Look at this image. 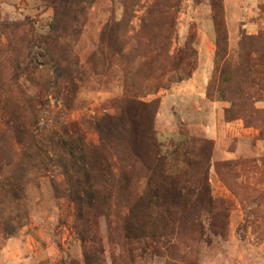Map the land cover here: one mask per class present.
Segmentation results:
<instances>
[{"label":"rangeland","instance_id":"obj_1","mask_svg":"<svg viewBox=\"0 0 264 264\" xmlns=\"http://www.w3.org/2000/svg\"><path fill=\"white\" fill-rule=\"evenodd\" d=\"M157 1L84 0L79 34L72 38L70 30L51 31L53 10L47 0H0V81L10 77V65L18 61L24 93L42 95L40 87L47 88L40 126L48 127L59 117L78 126L88 147L97 145L92 123L115 113L122 97L123 70L119 57L104 67L94 54L99 48L105 50L107 32L113 34L111 45L127 44L125 54L133 35L156 32L159 26L152 23L155 18L150 11ZM178 1L171 10L176 17L173 47L191 44L196 68L190 79L152 97L159 99L154 132L163 154L180 147L191 162L198 161L203 141L213 143L208 183L216 212H224L225 227H216L219 218L213 220L205 214L204 237L190 251L170 256L164 251L136 250L131 259L115 260L113 255L120 251L113 243L120 241L119 233L109 231L115 208H94L79 219L75 205L63 196V186L57 195L49 180L41 179L32 181L23 192L18 211L24 220L12 237L6 235L10 229L7 213L0 214V264H85L86 249H91V256L99 246L103 250L100 264H264V139L257 140L258 131L235 120L234 110L227 115L230 104L217 99L223 65L235 62L241 36L264 32V0ZM214 17L224 25L226 42L219 47ZM162 37L163 31L157 42ZM9 45L16 47L14 52H9ZM47 47L62 58L58 66L44 56ZM228 59L231 61H225ZM70 70L79 78L74 87L67 77ZM259 75L264 81V69ZM226 78L234 81L230 71ZM2 94L16 96L15 91ZM255 108L264 111V101ZM5 114L0 111L3 119ZM228 117L234 120L228 121ZM223 161L245 166L219 168L216 174L214 166ZM54 180L60 182L61 178ZM190 181L185 187L195 189L193 178Z\"/></svg>","mask_w":264,"mask_h":264},{"label":"trees","instance_id":"obj_2","mask_svg":"<svg viewBox=\"0 0 264 264\" xmlns=\"http://www.w3.org/2000/svg\"><path fill=\"white\" fill-rule=\"evenodd\" d=\"M47 2L53 10L51 31L70 30L75 38L84 0ZM179 3L155 2L150 16L159 28L133 35L128 41L132 42L128 54L124 53L127 44L111 45L113 34L106 33L105 50L99 48L94 57L104 67H110L115 56L121 59L122 97L116 102L113 115H104L92 123L97 135V145L93 147L85 144L75 123L54 117L48 127L40 126L44 118L43 92L47 88L40 87L42 95L24 93L19 83V63L12 61L10 77L0 81V111H6V119L0 115V214L7 213L8 237L24 220V214L18 211L23 192L32 181L41 179L49 180L55 194L63 186V196L75 205L79 219L94 208H115V221L109 226L110 233L118 232L120 238L113 243L120 251L118 256L113 255L115 260L131 259L136 250L156 254L164 251L170 256L190 251V246L198 245L204 237L205 214L213 220L219 218L216 227H225L224 212H216L217 203L208 183L213 143L203 141L198 161L191 162L180 147L163 154L154 132L159 99L152 97L190 79L196 68V52L191 44L173 47L176 17L171 10ZM214 23L219 47L226 42L224 25L216 17ZM162 31L163 37L157 42ZM15 48L9 45L8 50L14 52ZM44 54L54 66L62 60L48 47ZM232 61L235 62L223 65L217 99L230 104L227 115L234 110L235 120L241 119L244 125L254 128L258 131L256 139L263 140L264 111L255 105L264 101V81L259 75L264 69V32L242 35ZM229 71L234 81L226 78ZM67 77L72 87L74 80H79L71 70ZM2 91H15L16 96H3ZM232 120L228 117V121ZM244 166L241 162L223 161L214 169L217 174L219 168ZM54 176L61 181L56 182ZM192 178L196 188L187 189ZM90 250L84 253L85 264H100L101 247L94 248L91 256Z\"/></svg>","mask_w":264,"mask_h":264}]
</instances>
